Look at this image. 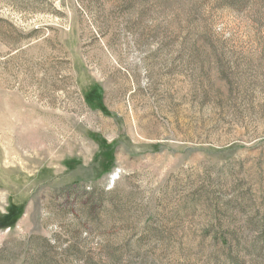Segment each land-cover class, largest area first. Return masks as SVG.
<instances>
[{"label":"rangeland","instance_id":"374dc122","mask_svg":"<svg viewBox=\"0 0 264 264\" xmlns=\"http://www.w3.org/2000/svg\"><path fill=\"white\" fill-rule=\"evenodd\" d=\"M0 264H264V0H0Z\"/></svg>","mask_w":264,"mask_h":264}]
</instances>
